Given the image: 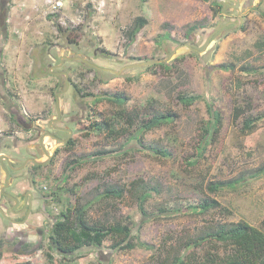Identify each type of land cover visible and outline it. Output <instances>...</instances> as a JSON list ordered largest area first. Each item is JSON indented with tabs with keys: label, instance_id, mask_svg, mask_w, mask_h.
I'll return each mask as SVG.
<instances>
[{
	"label": "rangeland",
	"instance_id": "obj_1",
	"mask_svg": "<svg viewBox=\"0 0 264 264\" xmlns=\"http://www.w3.org/2000/svg\"><path fill=\"white\" fill-rule=\"evenodd\" d=\"M44 1L0 0V155L13 158V145L23 152L25 143L35 141L33 131L15 125L11 105L32 121L47 119L53 108L58 90L53 84L62 79L49 74L51 57L69 56L68 48L98 68L119 71L133 63L166 59L172 52L174 56L166 63L168 70L140 67L124 69L120 75L78 62L65 63L84 103L80 108L70 93L59 99L62 123L74 131L73 145L58 149L39 181L47 195L36 202L37 215L30 231L35 235L37 228L42 229L41 246L24 253L15 252L14 244L3 243L0 264H171L178 256L186 257L187 264H200L208 252L223 254L227 249L208 245L186 250L185 245L216 222L244 221L264 231V174L252 177L264 169V7L246 11L241 23L235 19L236 25H227L221 11L203 0H76L56 13H50ZM140 16L147 19V25L130 42L127 32ZM192 22L203 28L186 36ZM165 34L168 39L162 38ZM206 43L203 53L186 48L202 50ZM180 94L200 99L184 106L178 100ZM113 96L125 98V103L118 106L108 101ZM208 103L218 110L222 124L198 158L197 145L209 120ZM246 106L250 110L234 119V107ZM120 111L138 117L130 124L126 116L119 117ZM150 111H171L174 117L140 135L138 142L133 139L139 135L134 132L135 121ZM248 115L261 119L253 131L243 133L242 122ZM104 122L113 134L93 130L92 124ZM146 144L161 145L170 156L151 155L144 149ZM106 151L111 153L100 155ZM2 171L0 164V187ZM12 175V188L25 180L20 174ZM240 177L244 182L236 190L216 195L207 190L211 182ZM136 179L159 190L146 202L149 214L159 208L181 210L135 228L137 240L149 248L112 251L113 241L107 240L99 249L83 248L66 260L49 249L52 218L67 206L88 204L87 215L93 221L131 217L139 223L137 203L127 191ZM106 185L125 186L126 192L117 200H96ZM56 187L62 188L58 203L48 195ZM205 198L217 200L230 215L220 209L204 215L187 210ZM0 204L7 208L9 202L0 197ZM47 214L49 219H43ZM0 216L1 239L10 224ZM37 238L31 239L36 242ZM47 254L53 256V263Z\"/></svg>",
	"mask_w": 264,
	"mask_h": 264
},
{
	"label": "trees",
	"instance_id": "obj_2",
	"mask_svg": "<svg viewBox=\"0 0 264 264\" xmlns=\"http://www.w3.org/2000/svg\"><path fill=\"white\" fill-rule=\"evenodd\" d=\"M147 1V0H146ZM205 2H210V0H203ZM147 13L149 11L146 10ZM264 15V14H263ZM147 19L145 17L135 18L132 27L127 32V37L130 42L134 41L135 34L141 30L145 25H147ZM203 26L199 22H192L186 27V36L196 33ZM163 39H168L169 36L165 34ZM159 66L164 69H169V65L166 63L155 64L146 67L145 70L153 69V67ZM227 69L226 67H220ZM200 99L199 96H190L185 94L178 95V100L184 106H190ZM118 106H122L125 103V98L120 96H113L108 99ZM151 102H149V105ZM250 107V106H249ZM246 106L245 108L234 107L233 117L234 119H239L244 114H246L250 108ZM207 113L209 115V120L205 122L202 134L197 145V155L201 158L208 143L211 141L214 133H217L222 124V117L217 109H214L212 104H207ZM134 114V115H133ZM126 116L131 123V120L137 118L135 113H125L124 111L119 112V117L122 118ZM174 114L171 111L167 112H156L150 111L146 113V118L142 120L135 121L136 127L134 132L139 134L136 135L134 140L139 142L138 137L145 132H149L156 128L161 127L166 123H170L173 120ZM260 117H253L248 115L244 118L242 122V132L253 131L255 125L260 121ZM92 128L96 132H102L108 130L110 134L114 133L112 127L104 123H94ZM70 145L72 143L70 142ZM147 152L151 155L167 158L170 156L169 151L162 147L161 145L146 144L144 147ZM111 151L101 152L100 155H108ZM188 164L193 165L194 162H189ZM68 166V165H67ZM66 166V167H67ZM70 168V167H69ZM264 174V169L258 170L253 174L252 177ZM244 182V178H235L226 181L211 182L207 186V190L210 194H218L219 192L225 190H236L241 183ZM130 189L127 191L132 194L136 203L138 213L140 215L139 223L131 217H126L123 220L109 219L108 217L103 219L91 220L87 215L86 205L77 206H67L62 208V210L55 215L52 219L53 222L50 226L49 234V249L55 253L60 259L72 258L79 250L83 248H95L99 249L102 244L107 240H112L110 249L112 251H128L136 247L139 248H149L146 244L139 242L137 240V235L133 234L135 228H139L146 222L151 220H158L160 218H167L169 214L177 213L181 210H166V208H159L157 213L149 214L146 210V202L153 197L154 194L159 193L157 187L153 185L146 184L142 180H133L130 182ZM57 190L51 192V197L53 201L60 202L62 188L57 187ZM126 192L125 186H115L106 185L103 190L97 195L96 200H109V199H120L124 196ZM221 210L222 214L229 216L230 212L221 207L220 203L213 198H205L202 202L196 205H189L188 209L191 213L195 214H207L211 211ZM264 227V221L262 223ZM217 248L218 245L223 246L224 253L220 254L218 251L215 253L208 252L204 257V260L200 264H264V231L255 228L244 221H239L236 223H221L216 222L213 227L206 228L202 230L198 236L191 239L185 245L186 250L192 248H199L203 246H208ZM2 254L0 253V257ZM48 260L52 263L54 262L53 256L47 254ZM186 257H177L171 264H187L189 260L185 261ZM57 263V261H56ZM22 264H31L30 262H24Z\"/></svg>",
	"mask_w": 264,
	"mask_h": 264
},
{
	"label": "flooded vegetation",
	"instance_id": "obj_3",
	"mask_svg": "<svg viewBox=\"0 0 264 264\" xmlns=\"http://www.w3.org/2000/svg\"><path fill=\"white\" fill-rule=\"evenodd\" d=\"M210 4L221 11L223 18L228 19L225 24L236 25L235 19L238 23H241L246 16V11L264 7V0H211ZM67 54L69 56L60 54L58 57H51V62L48 63L49 69H53L50 70L51 73L47 70L49 74L61 78L62 81L59 82L57 80V82L53 84V87L58 90L53 97V108L47 114V119L38 118L32 121L20 115L18 110L15 109L16 107L11 105L9 108V111L16 118L15 125L21 126V128L26 131H33L35 134L33 139L35 141L33 143H25L24 147H22L23 152L21 148L18 149L16 145H13L16 155L13 158L4 155L6 159L3 157L4 160L2 161L1 158L3 155H0V164L3 170L1 174L3 186L0 187V197L9 202L7 208L3 204H0V209L2 210V214L5 215V219L9 222L8 224H10V230H6L5 236L2 235L0 239V249L3 243L14 244L15 252L25 253L36 250L41 246L40 242L43 237L42 229L37 228L35 235L31 234L30 231L33 227L32 219L37 215L36 210L38 206H36V202H40V198L43 196L44 199L45 195H47L44 191L45 189H40L39 181L46 175L43 172L49 171V166L53 163L58 149L71 146L70 142L73 145L74 131L70 128V125L62 123V103L60 104L59 99L63 94L70 93L73 96V101H75L77 97L76 104L79 105L80 108H82L81 106H83L84 103V97L81 94L80 87L71 80V68L69 66L65 67V63L78 62L79 65L93 68L88 65L90 62L86 61L84 57L77 55L73 50L67 48ZM78 72L80 79H83L84 74H82L81 70H78ZM62 82L64 83L63 87L61 85ZM5 100L7 101V99ZM21 154L23 155L21 156ZM17 159L22 160L18 163ZM6 172L8 174L7 177L5 174ZM12 174L22 175L25 179L23 180L24 182L17 181L14 188H12L14 185L13 177L15 176ZM64 180L66 181L67 178ZM2 189H4L5 194L12 196L16 201L7 198L1 192ZM45 207V203H42L41 210L43 213L46 212ZM44 215H46V213H44ZM42 218L48 220L49 214H47L46 217L42 216ZM42 223H44L43 220ZM11 227L14 229L12 230ZM35 236L38 237L36 242L31 239Z\"/></svg>",
	"mask_w": 264,
	"mask_h": 264
},
{
	"label": "water",
	"instance_id": "obj_4",
	"mask_svg": "<svg viewBox=\"0 0 264 264\" xmlns=\"http://www.w3.org/2000/svg\"><path fill=\"white\" fill-rule=\"evenodd\" d=\"M207 43L205 45V48H203L202 50H197V49H195V48H193V47H191L189 45H186V48L189 49V50H191V51H193V52H196V53H203L206 50ZM180 53H182V52H180ZM173 56H174V52H172L166 59H158V60H150V61L133 63V64H130V65L124 66L119 71H113L111 69L97 68L96 66H94L93 64H90V63H88V65L92 66L95 69L101 70V71H107V72L112 73V74H115V75H120L124 69L140 68V67H149V66L154 65V64L168 63L172 59ZM83 61H84V59H83ZM2 157H4L6 159L5 156H2ZM5 174H6V177H7V175H8L7 172ZM1 192L7 198H10V199H13L14 201H16L12 196H10L8 194H5L4 189H2ZM0 213L2 214V210L1 209H0ZM3 216L5 217V215H3Z\"/></svg>",
	"mask_w": 264,
	"mask_h": 264
},
{
	"label": "built area",
	"instance_id": "obj_5",
	"mask_svg": "<svg viewBox=\"0 0 264 264\" xmlns=\"http://www.w3.org/2000/svg\"><path fill=\"white\" fill-rule=\"evenodd\" d=\"M74 1L76 0H45L44 5L47 8V10H49L50 13H56L61 11L64 8V6L72 5ZM94 22L95 21H93L92 23Z\"/></svg>",
	"mask_w": 264,
	"mask_h": 264
},
{
	"label": "crops",
	"instance_id": "obj_6",
	"mask_svg": "<svg viewBox=\"0 0 264 264\" xmlns=\"http://www.w3.org/2000/svg\"><path fill=\"white\" fill-rule=\"evenodd\" d=\"M150 1H152V0H150Z\"/></svg>",
	"mask_w": 264,
	"mask_h": 264
}]
</instances>
